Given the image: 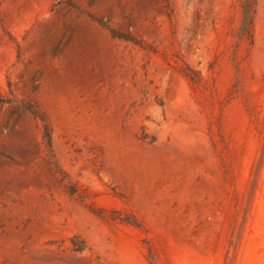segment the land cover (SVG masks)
<instances>
[{
  "label": "rangeland",
  "instance_id": "1",
  "mask_svg": "<svg viewBox=\"0 0 264 264\" xmlns=\"http://www.w3.org/2000/svg\"><path fill=\"white\" fill-rule=\"evenodd\" d=\"M241 17L0 0V264H264V0L253 44Z\"/></svg>",
  "mask_w": 264,
  "mask_h": 264
},
{
  "label": "trees",
  "instance_id": "2",
  "mask_svg": "<svg viewBox=\"0 0 264 264\" xmlns=\"http://www.w3.org/2000/svg\"><path fill=\"white\" fill-rule=\"evenodd\" d=\"M240 6L242 10V17L240 26L237 32V38L239 43L241 42H249L250 44H253L254 41V18L256 13V0H240ZM115 35L123 37V35H119L115 31H112ZM127 38V37H125ZM192 80L198 79V73L191 71L189 73ZM0 102L1 103H8V104H15L16 100L6 98L0 93ZM18 109H23V111H28L31 113V115L42 121L43 123V139L45 146L49 150V153L52 154V136H51V128L50 125L43 113V111L39 108L38 105L32 103V102H23L21 101V104L16 105ZM134 224H137L136 221H133ZM84 249L83 245H77L76 250H82Z\"/></svg>",
  "mask_w": 264,
  "mask_h": 264
}]
</instances>
